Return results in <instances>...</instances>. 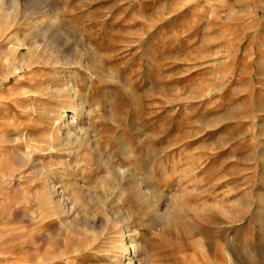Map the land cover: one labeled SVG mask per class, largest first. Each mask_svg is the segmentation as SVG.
<instances>
[{
  "label": "rangeland",
  "instance_id": "1",
  "mask_svg": "<svg viewBox=\"0 0 264 264\" xmlns=\"http://www.w3.org/2000/svg\"><path fill=\"white\" fill-rule=\"evenodd\" d=\"M120 230L264 264V0H0V264H126Z\"/></svg>",
  "mask_w": 264,
  "mask_h": 264
},
{
  "label": "bare ground",
  "instance_id": "2",
  "mask_svg": "<svg viewBox=\"0 0 264 264\" xmlns=\"http://www.w3.org/2000/svg\"><path fill=\"white\" fill-rule=\"evenodd\" d=\"M54 59H56V58H54ZM53 61H56V60H53ZM51 68H52V72H53V70L54 71H56L55 69H57V63H52L51 65H49ZM66 86H68V85H66ZM75 98H72L71 99V103H70V105H69V110H71V109H73L74 108V105H75ZM76 113H77V110H75L72 114H71V116H70V118H68V119H65V120H63L62 122H59L56 126H57V131H60V132H64V136H67V138L69 137L68 135V132L70 131V130H76V126H77V124H76V118H75V116H76ZM55 114V113H54ZM57 114V113H56ZM67 116V111H66V109L65 108H63V109H61V111L58 113V115L56 116V119H54L53 120V122H57V120L58 119H60V120H62L63 118H65ZM59 120V121H60ZM53 125H54V123H53ZM51 126V125H50ZM54 127V126H53ZM70 133V132H69ZM61 134V133H60ZM51 136V135H50ZM61 136V135H60ZM72 136H70V138H71ZM65 138V137H64ZM51 139V138H50ZM68 140H69V138H68ZM67 140V141H68ZM15 141V140H14ZM33 141V140H32ZM60 141V140H59ZM13 142V141H12ZM61 142V141H60ZM49 143V142H48ZM54 143V142H53ZM56 143V142H55ZM54 143V144H55ZM67 143V142H66ZM65 143V144H66ZM33 144H35V143H33ZM52 145V144H51ZM68 146V145H67ZM52 150V149H51ZM57 150V149H56ZM43 167V166H42ZM120 171V170H119ZM120 173V172H119ZM52 184V183H51ZM62 188V187H61ZM53 191V192H52ZM52 191H51V193L53 194L52 196H51V200H52V205L54 206V208H56V210H58L59 212H64V213H71L72 212V210H73V208H74V206L73 205H68V202H64V201H62L60 198H57L58 197V194L56 195V188L55 187H52ZM60 194V193H59ZM60 199V200H59ZM77 202L75 201V204H76ZM70 206V207H69ZM61 214V213H60ZM126 215V214H125ZM127 215H128V213H127ZM112 218V217H111ZM116 218V217H115ZM121 218H122V216H121ZM128 219H129V217H128ZM107 220H109V219H107ZM129 221V220H128ZM111 222V221H110ZM125 222H127L126 220H125ZM102 223H104V222H102ZM105 224V223H104ZM101 226V225H100ZM127 226V225H126ZM102 227V226H101ZM100 227V228H101ZM106 227H108V226H106ZM125 227V226H124ZM105 229V228H104ZM107 229V228H106ZM118 229V228H117ZM102 230V229H101ZM122 230V229H121ZM121 230L119 231V234H118V242H116V244L113 246V247H115V250L116 249H119L121 252H124V253H128L129 255H130V257L128 258V262L126 263V264H130L129 263V261H130V259L132 260V259H135L134 261H132V263L131 264H134V262L136 261H139V259L137 258L138 257V254H137V251H136V246H135V240H134V238H128V241L127 242H124V240H123V232H121ZM109 231V230H108ZM123 231V230H122ZM125 231V230H124ZM105 232V231H104ZM104 234V233H103ZM130 234V233H129ZM128 234V235H129ZM112 246V245H111ZM113 249V248H112ZM111 250V249H110ZM109 250V251H110ZM141 259V258H140ZM142 261V260H141ZM138 264V263H137Z\"/></svg>",
  "mask_w": 264,
  "mask_h": 264
}]
</instances>
